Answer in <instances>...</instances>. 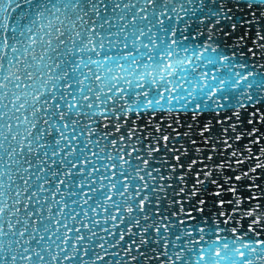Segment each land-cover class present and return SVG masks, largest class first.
<instances>
[{
    "label": "water",
    "instance_id": "water-1",
    "mask_svg": "<svg viewBox=\"0 0 264 264\" xmlns=\"http://www.w3.org/2000/svg\"><path fill=\"white\" fill-rule=\"evenodd\" d=\"M213 7L0 0V264H239L250 242L236 235L239 219L233 227L220 210L221 224L211 199L202 211L206 197L181 203L184 189L172 187L139 124L149 105L179 125L190 117L176 109L227 111L245 94L264 95V59L201 36L211 35L201 21ZM206 47L220 50L195 68L189 58L198 63ZM184 80L192 83L177 91ZM250 251L244 264H264V252Z\"/></svg>",
    "mask_w": 264,
    "mask_h": 264
},
{
    "label": "snow or ice",
    "instance_id": "snow-or-ice-1",
    "mask_svg": "<svg viewBox=\"0 0 264 264\" xmlns=\"http://www.w3.org/2000/svg\"><path fill=\"white\" fill-rule=\"evenodd\" d=\"M154 3L155 0L153 5ZM213 4L210 16L201 21L206 29L211 25V35L202 32L201 36L207 38L210 44L231 46L234 54L238 51L245 56L259 55L264 59V0H213ZM181 11L187 9L182 8ZM119 31L123 32L125 29L121 28ZM219 50V47H206L198 63L194 55L189 59L195 64V68L206 67L212 61H205L204 55L208 51ZM222 63L225 68H231L226 62ZM188 70L194 69L176 67V72ZM217 70L219 69L214 65L213 71ZM176 72L172 74L173 77ZM210 78L216 81L214 75ZM191 83L190 80L177 81L173 87L178 91ZM196 87L203 89L207 84L198 83ZM174 102L178 103V100ZM222 107L217 105L208 110L207 104H204L193 107L187 113L176 109L178 117L181 114L190 117V120H180L177 125L176 117H173L172 123L159 119L166 112L165 108L153 109L149 105L141 112L139 124L144 128L140 132L142 139L147 133H151L147 135V142L151 144L155 141L152 146L157 151L153 155L162 157L161 163L171 173L172 187L184 189L179 193L181 203L195 206L201 197H206L203 205H200L202 211L207 199H211L221 224L225 221L220 217V210H223L224 217L233 227L239 219L240 227L236 229V235L241 240L250 238V242L241 248L243 257L239 264H244L245 260L252 258L250 250H254L257 256L264 252V95L245 94L244 100L238 102L235 108L222 111ZM144 112L149 115L156 112L157 116L153 117L151 123H146L143 119ZM205 113L210 116L207 121L200 118ZM135 114V110L129 113L130 117ZM162 136H167V139L162 140ZM252 221L255 223H251ZM250 223L251 232L248 230ZM256 239L261 241L259 246L255 244ZM229 250L225 249L226 252ZM229 264H232L231 260Z\"/></svg>",
    "mask_w": 264,
    "mask_h": 264
}]
</instances>
